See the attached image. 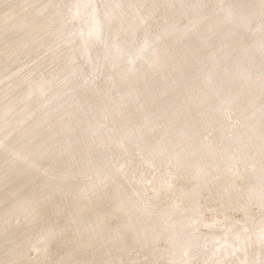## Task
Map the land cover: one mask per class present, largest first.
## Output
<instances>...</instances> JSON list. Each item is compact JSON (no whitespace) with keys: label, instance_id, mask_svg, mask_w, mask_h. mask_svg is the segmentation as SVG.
Here are the masks:
<instances>
[{"label":"rangeland","instance_id":"obj_1","mask_svg":"<svg viewBox=\"0 0 264 264\" xmlns=\"http://www.w3.org/2000/svg\"><path fill=\"white\" fill-rule=\"evenodd\" d=\"M64 248L264 264V0H0V262Z\"/></svg>","mask_w":264,"mask_h":264},{"label":"bare ground","instance_id":"obj_2","mask_svg":"<svg viewBox=\"0 0 264 264\" xmlns=\"http://www.w3.org/2000/svg\"><path fill=\"white\" fill-rule=\"evenodd\" d=\"M243 1V0H242ZM170 3V2H169ZM240 3V2H239ZM242 3V2H241ZM153 4V3H152ZM155 4V3H154ZM153 4V5H154ZM173 4V3H172ZM165 8V7H164ZM169 10V9H168ZM151 44V43H150ZM157 47V46H156ZM144 48V47H143ZM162 49V48H161ZM159 50V49H158ZM156 53H158V52H156ZM156 55H158V54H156ZM164 153V152H163ZM132 167V166H131ZM133 169V168H132ZM176 170V169H175ZM185 171H186V169H185ZM192 172V171H191ZM178 175V174H177ZM179 176V175H178ZM159 179V178H158ZM105 181H109V180H105ZM80 185V184H79ZM88 187V186H87ZM99 193V192H98ZM112 197V196H111ZM188 197V196H187ZM108 204V203H107ZM85 205H86V203H85ZM50 208H53L52 206H49ZM57 207V208H56ZM55 208V210H52L53 212H55V213H62V212H65V211H67L68 209V213H71V214H75V212H69V211H73L74 209H76V210H78V211H80V217H79V219H77L76 220V217H73V218H71V221L72 220H74V222H80V221H84V222H86V220H88V218H87V216L86 215H82V214H86V212H83V206H80V205H71V203L69 204V203H62V204H60L59 206H56ZM145 207V206H144ZM85 208H86V206H85ZM87 209V208H86ZM43 211H45V210H43ZM95 211V210H94ZM51 213V212H50ZM67 213V214H68ZM58 216V215H57ZM97 216V215H96ZM39 217H40V215H38V220H39ZM67 217V216H66ZM101 217L102 216H98V219H95V220H92V224H95V223H97L96 224V226H98L99 224H100V222H101ZM93 218V217H92ZM119 219H120V217H118ZM117 218V219H118ZM41 219V218H40ZM54 219V218H53ZM91 219V218H90ZM52 220V219H51ZM130 220V219H129ZM137 220V219H136ZM135 220V221H136ZM119 222V221H118ZM122 221H120L119 223H121ZM126 222H129V221H126ZM133 222H134V220H133ZM57 224V223H56ZM128 226V225H127ZM86 227V226H85ZM155 226H154V222L153 221H151V223L150 224H148V226L146 227V231H141V232H144L143 234H145V232H149V231H151V230H154L155 231ZM174 228V227H173ZM46 231V230H45ZM179 232V231H178ZM182 232V231H181ZM165 233H166V225L165 224H160V227H159V229L153 234V236L154 237H156V236H158V235H165ZM68 234V233H67ZM103 234V233H102ZM114 234V233H113ZM97 235V237L100 235L99 233L98 234H96ZM127 237H128V235H127ZM45 238H47L46 236H42L41 237V239H45ZM95 238V237H94ZM144 238V237H143ZM99 239V240H98ZM97 240H95L96 242H98V243H96V244H99V246H97L96 245V247L95 248H102V240H104L103 238H102V240L100 239V238H98ZM125 240H127V239H125ZM143 240V239H142ZM5 241V240H4ZM72 241H74L73 239H72ZM140 243V242H139ZM5 244V243H4ZM7 246V245H6ZM5 246V247H6ZM71 247H73L74 245H70ZM4 247V246H3ZM4 247V248H5ZM126 247H128V244H127V246ZM181 247V245L179 246V247H177V248H180ZM123 248V247H122ZM119 249H121L120 247H119ZM124 249H125V247H124ZM123 249V251L124 252H122V250L120 251V253L122 252V253H124V255H125V251L126 250H124ZM96 250V249H95ZM64 252H63V254L62 255H60V256H58V260H55L53 263L54 264H68L67 262H66V260L68 259V257H65V253H68L67 252V249L66 248H64V250H63ZM116 251H117V249H116ZM119 251V250H118ZM94 253H96V251H94ZM91 254H93V253H91ZM119 255V254H118ZM124 255H123V258H124ZM16 258H17V256H15ZM121 257V256H120ZM132 257V256H131ZM15 258V259H16ZM98 258V257H97ZM106 258V257H105ZM116 258H118V257H116ZM122 258V259H123ZM89 262H91V261H89ZM100 262H103L102 260H100L99 258H98V260H97V263H100ZM22 263H23V261H22ZM52 263V262H51ZM113 263V262H112ZM0 264H6V262L5 261H2V262H0ZM89 264V263H88Z\"/></svg>","mask_w":264,"mask_h":264}]
</instances>
